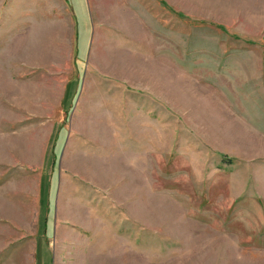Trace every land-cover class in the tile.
Here are the masks:
<instances>
[{
    "label": "rangeland",
    "instance_id": "1",
    "mask_svg": "<svg viewBox=\"0 0 264 264\" xmlns=\"http://www.w3.org/2000/svg\"><path fill=\"white\" fill-rule=\"evenodd\" d=\"M0 264H264V0H0Z\"/></svg>",
    "mask_w": 264,
    "mask_h": 264
}]
</instances>
